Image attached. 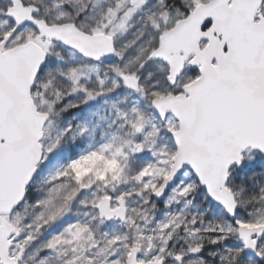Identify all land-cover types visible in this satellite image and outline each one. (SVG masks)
<instances>
[{"label":"snow or ice","instance_id":"6c2138e0","mask_svg":"<svg viewBox=\"0 0 264 264\" xmlns=\"http://www.w3.org/2000/svg\"><path fill=\"white\" fill-rule=\"evenodd\" d=\"M0 264H264V0H0Z\"/></svg>","mask_w":264,"mask_h":264}]
</instances>
